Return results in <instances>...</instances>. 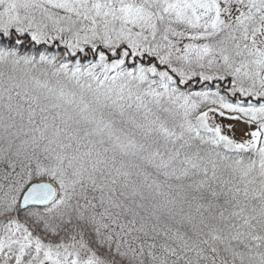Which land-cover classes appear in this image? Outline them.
Here are the masks:
<instances>
[{"label": "rangeland", "instance_id": "1", "mask_svg": "<svg viewBox=\"0 0 264 264\" xmlns=\"http://www.w3.org/2000/svg\"><path fill=\"white\" fill-rule=\"evenodd\" d=\"M0 33L5 37L26 34L34 43L51 45L54 51L63 49L72 57L86 49L98 57L94 66L72 64L74 73L84 74L80 88L47 82L32 71H0L10 80L0 86L1 96L23 93L22 100L31 98L49 112L52 119L40 131L53 135L56 148V141L66 132L61 121L66 124L74 119L73 129L96 139L97 151L120 152L127 155L122 158L128 163L134 154L135 162L147 149V134L156 130L172 134L176 123L183 124L190 112L203 105L191 118V128L213 135L228 149L260 145L256 168L243 175L253 173L255 177L256 203L250 211L264 215V104L231 102L219 88L179 90L189 79L197 85L220 80L242 97L263 95L264 0H0ZM116 52L129 53L131 58L108 56ZM134 55L140 58L131 65ZM96 88L101 96L85 91ZM108 104L110 111L123 112L131 128L124 130L111 121ZM77 113L81 114L78 121L73 117ZM84 163L65 162L69 171L50 168L64 178L49 179L59 189L54 210L65 208L67 197L76 190L82 192L81 184L89 199L98 198L113 208L120 204L127 211L132 197L124 185L113 181L103 164L95 165L93 171L89 168L90 173ZM73 166L82 175L74 180L70 175ZM104 175L109 178L105 180ZM176 216L179 230L184 225L191 228V213ZM11 228H0V254L6 264H108L81 248L33 246L20 229ZM12 254L15 262L14 258L9 261Z\"/></svg>", "mask_w": 264, "mask_h": 264}, {"label": "trees", "instance_id": "2", "mask_svg": "<svg viewBox=\"0 0 264 264\" xmlns=\"http://www.w3.org/2000/svg\"><path fill=\"white\" fill-rule=\"evenodd\" d=\"M53 48L34 43L26 34L5 37L0 33V71H32L47 82L80 88L84 74L74 73L72 64L94 66L98 57L90 49L72 57L63 49ZM127 54L108 56L131 58ZM138 58L134 55L131 65ZM74 74L79 76L71 78ZM189 80L179 90L219 88L231 102L254 107L264 104V93L257 98L242 97L220 80L200 85ZM6 82L10 80L0 75V86ZM176 84L174 87L180 86ZM96 90L85 91L99 95ZM22 95L0 94V228L17 227L33 246L40 243L81 248L108 264H264V215L250 211L256 203L252 188L255 177L253 173L243 175L256 168L261 159L260 145L228 149L213 135L191 128V118L204 109L203 105L190 112L182 126L176 123L172 134L162 135L161 130L147 134V149L135 162L131 154L128 163L122 158L127 155L120 152L97 151L96 139L73 129L74 119L66 124L61 121L66 132L56 141V148L53 135L40 131L52 119L49 112L31 98L22 100ZM111 107L106 106L111 121L124 130L131 128L123 112L110 111ZM80 115L73 117L78 121ZM79 160L85 162L90 173L95 165L103 164L112 180L124 185L121 187L132 197L130 208L125 211L120 204L113 208L98 198L89 199L80 184L82 192L76 190L67 197L69 206L65 208L54 210L52 204L18 209V200L31 182L51 178L63 181V175L54 174L50 168L69 171L65 162ZM119 165L124 168H114ZM73 168L72 180L81 175L80 169ZM176 213H191V228L184 225L179 230ZM10 256L9 261L17 260L16 255ZM6 262L0 254V264Z\"/></svg>", "mask_w": 264, "mask_h": 264}, {"label": "water", "instance_id": "3", "mask_svg": "<svg viewBox=\"0 0 264 264\" xmlns=\"http://www.w3.org/2000/svg\"><path fill=\"white\" fill-rule=\"evenodd\" d=\"M58 196V189L49 180L31 182L22 192L18 200V209L30 207L46 208L51 206Z\"/></svg>", "mask_w": 264, "mask_h": 264}]
</instances>
